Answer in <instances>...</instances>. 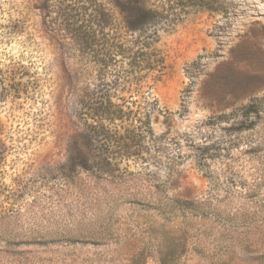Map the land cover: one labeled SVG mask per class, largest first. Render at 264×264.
<instances>
[{
	"label": "rangeland",
	"instance_id": "rangeland-1",
	"mask_svg": "<svg viewBox=\"0 0 264 264\" xmlns=\"http://www.w3.org/2000/svg\"><path fill=\"white\" fill-rule=\"evenodd\" d=\"M77 1L0 0V264H264V0Z\"/></svg>",
	"mask_w": 264,
	"mask_h": 264
},
{
	"label": "trees",
	"instance_id": "trees-1",
	"mask_svg": "<svg viewBox=\"0 0 264 264\" xmlns=\"http://www.w3.org/2000/svg\"><path fill=\"white\" fill-rule=\"evenodd\" d=\"M43 3V7L42 8H47L49 0H41ZM75 2H77V4L79 3V1L75 0ZM78 6V7H77ZM78 10H81V8H79V5H76L75 8L72 9L74 16L76 19L71 23V25L73 26L78 24L79 20L81 19L82 16H80V12H78ZM141 14H143V12H141ZM74 31H81V28H84L82 25H79L77 27L73 26ZM98 119H99V123L101 125L102 121H115V120H120V121H125L128 122V127L124 128V132L127 133L128 135H131V139L133 138H143V133H145V131L143 130V125H134V123H132V121H134L132 118H130L128 113H124L122 112L120 109L119 110H112L111 112L106 110V109H102L101 114L98 115ZM131 120V122H130ZM112 123V122H111ZM148 125V124H147ZM146 125V126H147ZM102 127V126H101ZM92 131L94 132V128H91ZM149 129V128H148ZM102 132H104L105 134H108V131L106 129H101ZM128 140V137L125 139V141L121 144V147L124 149V153L122 154V156H126L125 154L129 153V150L131 148V144H128L126 141ZM134 154V153H132ZM131 155V154H130ZM102 166L106 169V170H110V167L112 166V163L110 162V159L104 158L102 159ZM185 205H188L189 202L188 201H184Z\"/></svg>",
	"mask_w": 264,
	"mask_h": 264
}]
</instances>
